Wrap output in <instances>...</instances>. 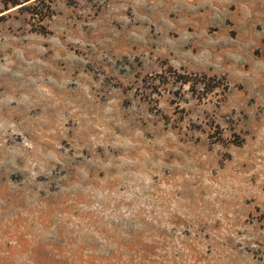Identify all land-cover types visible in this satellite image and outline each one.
Instances as JSON below:
<instances>
[{"label": "rangeland", "instance_id": "374dc122", "mask_svg": "<svg viewBox=\"0 0 264 264\" xmlns=\"http://www.w3.org/2000/svg\"><path fill=\"white\" fill-rule=\"evenodd\" d=\"M0 16V264H264V0H46Z\"/></svg>", "mask_w": 264, "mask_h": 264}, {"label": "trees", "instance_id": "16d2710c", "mask_svg": "<svg viewBox=\"0 0 264 264\" xmlns=\"http://www.w3.org/2000/svg\"><path fill=\"white\" fill-rule=\"evenodd\" d=\"M46 0H0V15L9 12L11 9L27 11L34 20L45 19L46 11L40 4ZM4 16H0L2 19Z\"/></svg>", "mask_w": 264, "mask_h": 264}]
</instances>
